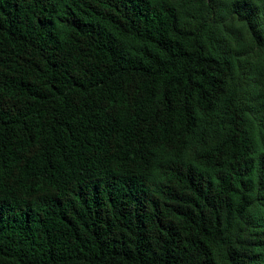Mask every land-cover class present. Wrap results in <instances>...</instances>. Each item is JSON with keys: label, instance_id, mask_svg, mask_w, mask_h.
I'll use <instances>...</instances> for the list:
<instances>
[{"label": "trees", "instance_id": "16d2710c", "mask_svg": "<svg viewBox=\"0 0 264 264\" xmlns=\"http://www.w3.org/2000/svg\"><path fill=\"white\" fill-rule=\"evenodd\" d=\"M0 264H264V0H0Z\"/></svg>", "mask_w": 264, "mask_h": 264}]
</instances>
